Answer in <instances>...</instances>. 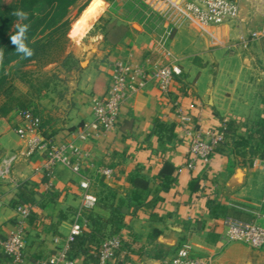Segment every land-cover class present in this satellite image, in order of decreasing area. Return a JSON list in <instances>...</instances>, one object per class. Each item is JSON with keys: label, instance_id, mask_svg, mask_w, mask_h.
Instances as JSON below:
<instances>
[{"label": "crops", "instance_id": "0c3cea01", "mask_svg": "<svg viewBox=\"0 0 264 264\" xmlns=\"http://www.w3.org/2000/svg\"><path fill=\"white\" fill-rule=\"evenodd\" d=\"M149 1L151 7L147 5L156 16L154 24L140 21L137 29L124 22L128 29L116 44H106L104 35L83 36L85 41L73 51L79 65L65 72L68 86L60 92L58 104L66 97L68 107L61 111L62 118L54 115L50 121L48 117L47 133L53 131L52 137L58 142L69 140L72 130L93 118L92 100L98 96L92 92L93 83L101 77L107 85L106 67L116 60L146 68L175 61L182 69L185 89L177 82L166 97L150 82L126 98L115 131L76 141L86 156L79 174L58 165L46 180L38 167L39 159L15 162L9 178L0 180V264H15L1 247L16 219L7 192H17L16 185L29 180L36 184L37 200L42 194L50 195L51 199L35 207V212L44 223H50L53 233L27 225L28 252L19 263L44 264L59 246L53 236L59 238L60 245L65 244L76 214L82 211L80 181L89 178L94 194L92 183L101 167L113 170L111 177L102 176L104 182L122 192L129 189L128 177L136 169L151 179L149 195L141 207L135 212L130 208L119 224V238H133L134 246L143 251L124 264L162 263L183 240L191 242L196 256H211L212 264H264V246L227 241L221 224L222 218L230 216L264 226V160L242 157L225 145L222 151L212 153L208 164H202L191 159V135L187 133L191 122L209 138L226 121H233L235 135L243 136L248 126L264 118V0H234L240 7L239 17L218 26H200L186 16L182 12L185 0ZM102 12V7L91 4L86 12L88 21ZM253 32L263 35L252 38ZM158 118L174 124L172 141H159L154 132ZM16 123L17 117L10 122L0 119V153L22 147L14 129ZM10 128L15 136L9 133ZM166 160L176 171L170 188L160 191L156 177ZM78 222L86 228L81 213ZM158 254L161 258L156 257Z\"/></svg>", "mask_w": 264, "mask_h": 264}, {"label": "built area", "instance_id": "2783aa9c", "mask_svg": "<svg viewBox=\"0 0 264 264\" xmlns=\"http://www.w3.org/2000/svg\"><path fill=\"white\" fill-rule=\"evenodd\" d=\"M200 26L221 25L236 20L240 15V7L234 0H185L183 11ZM263 35L262 32L251 33L252 38ZM105 71V70H104ZM107 91L103 96H94L92 100L93 118L84 121L68 135L69 140L56 141L54 137L45 138L40 128L41 118L33 110L28 109L17 115L14 127L16 134L23 141L24 147L10 152L0 153V180L6 179L11 173L13 164L20 158L35 162L39 159V169L43 176L51 178L58 165L68 167L73 173L79 174L84 166L86 156L76 141L85 142L95 139L102 134L110 133L118 128V115L123 101L145 88L148 83H154L163 94L168 97L172 87L182 75L181 67L175 62L158 64L153 68H146L140 64H132L121 60L111 62L106 67ZM177 102H175L176 104ZM184 120L190 122L189 117ZM191 135L190 154L192 160H199L202 164L210 162L214 146L225 140L222 131L204 138L191 125L187 127ZM98 172L105 177H111L113 170L101 167ZM19 184L16 186L18 187ZM80 187L84 193L81 201V210L91 209L96 203L95 195L90 191V179L83 178ZM34 206L23 203L15 208L16 219L7 236L1 241L3 252L12 263L23 262L27 250V225ZM76 214L72 223L70 236L79 234L81 225ZM224 235L227 241L246 242L254 248L264 246V226L252 221L225 216L221 220ZM55 244L59 246L44 264H83L67 256V242L59 243V238L53 236ZM120 248V238L114 235L102 243L97 264H114L115 253ZM190 241H181L164 258L162 264H212L211 256H196Z\"/></svg>", "mask_w": 264, "mask_h": 264}, {"label": "trees", "instance_id": "16d2710c", "mask_svg": "<svg viewBox=\"0 0 264 264\" xmlns=\"http://www.w3.org/2000/svg\"><path fill=\"white\" fill-rule=\"evenodd\" d=\"M79 0H14L4 4L0 0V50L5 53L4 60L0 63V119L10 122L17 115L25 110L31 109L39 116L35 110V99L39 97L40 92L48 87V83H36L30 76L28 71L22 70V66L30 61L43 62L52 59L53 49H60L62 44L67 41V32L69 30L70 19L67 17L68 9ZM46 5L49 10L37 18L35 8L39 4ZM88 3L85 2L78 9V14L85 8ZM16 9L24 10L28 13V19L22 21L30 25L27 32V43L34 51L31 58H22L20 54L15 52L14 46L10 42V35L16 30L11 31L14 23L18 20L12 15ZM41 26V28H40ZM38 29L39 32H38ZM128 26L125 24H111L104 27V41L106 44H116L121 40L127 31ZM46 34L37 37L43 32ZM16 61L12 72H6L5 66ZM61 66L65 71L78 67L77 61L71 53H68L61 61ZM178 78L180 87L185 89V83ZM14 79H19L27 85L28 90L23 92L19 90L13 83ZM107 91V85L103 78L97 77L92 86V92L99 96H103ZM60 94V92H59ZM40 128L45 138L53 136V131L47 133V123L49 119H43L41 116ZM173 123L165 122L160 118L154 122V132L157 133L159 141H172L173 139ZM236 125L233 121H226L224 127L220 130L224 133L225 140L214 146L213 152L222 151L223 146H231L236 153L242 157L249 155L250 157H258L264 160V118L259 122L251 124L247 127L243 136L235 135ZM176 167L169 161H164L157 175L159 181V190L167 191L174 180ZM103 175H99L100 190L95 192L96 203L94 207L82 214V219L86 224L83 228L81 223V231L79 234L73 235L67 240V256L71 259H82L83 264H97L102 243L108 238L117 235L119 224L125 218V214L133 207L135 212L149 195L150 178L141 173L140 169H136L132 175L128 177L129 189L122 192L118 187H113L104 182ZM47 180L48 178L44 176ZM36 184L33 181H24L18 185L17 192L9 191L6 197L11 206L15 209L18 205L28 203L34 206L29 219L28 225H32L35 229H40L46 233H53L50 223H44L43 219L35 212V207L43 206L44 203L51 199L49 194H38ZM158 199L161 197L159 195ZM48 198V199H47ZM211 207V206H210ZM212 213L213 210H212ZM79 222H82L79 221ZM14 223V221H13ZM53 235V234H51ZM30 230L27 231V248L29 246ZM126 241L120 239V248L115 253L114 264H124L128 255L140 257L143 254L142 249L134 246L135 240L130 238ZM123 251H127L125 255ZM4 253V252H3ZM7 259L8 256L4 253ZM162 255H156L161 258Z\"/></svg>", "mask_w": 264, "mask_h": 264}, {"label": "rangeland", "instance_id": "374dc122", "mask_svg": "<svg viewBox=\"0 0 264 264\" xmlns=\"http://www.w3.org/2000/svg\"><path fill=\"white\" fill-rule=\"evenodd\" d=\"M14 0H2V3L7 4ZM85 2L88 4L85 8L78 14V9ZM151 1L144 0H79L74 5H72L67 12V17L70 19L69 30L67 32V41H65L60 49H53L54 53L52 54V59L43 62L30 61L24 66H22V70L28 71L30 76L34 79L36 83H48V87L43 89L39 97L36 98L35 101V110L40 114L43 119H48L50 116V121L53 120V116H57V119L62 118L63 111H65L68 107L67 102L68 99L65 97V101L62 104H58L60 100L59 92H64L67 90V74L64 68L61 66V61L64 57L71 53L73 55V51L77 48L78 45L82 44V41H85L86 36L93 37H101L104 35V27L111 24H123L124 22H128L133 27L139 29L138 23L140 21L145 22L147 25L154 24L156 16L150 10L147 4L151 7ZM91 4H96V7H102L103 12L93 21L88 22L87 14L88 8H90ZM90 5V6H89ZM89 6V7H88ZM88 7V8H87ZM49 8L44 4H39L35 8V15L37 18H40ZM87 21V22H86ZM22 23V21H16V23ZM12 27L11 31L16 30L15 27ZM41 28V26H40ZM40 29H38L39 32ZM47 31L38 34V38L42 37L46 34ZM84 39H83V38ZM74 57V56H73ZM83 62H86L84 58H81ZM16 61H13L11 64L5 66L6 72H12L14 69ZM87 64V62H86ZM77 65H79V61L77 60ZM86 66V65H82ZM13 83L15 86L25 92L28 90L26 84L21 82L19 79H14ZM65 89V90H64ZM251 99V98H250ZM65 106V107H64ZM62 111V112H61ZM61 115H59V114ZM9 133L15 136L13 129H9ZM18 136V135H17ZM22 141V140H21ZM22 147H24V143L22 141ZM11 151V150H10ZM7 150L6 152H10ZM22 159V158H20ZM18 159V160H20ZM17 160V161H18ZM24 160V159H23ZM16 161V162H17ZM28 162V161H27ZM98 175L100 173L98 172ZM98 177V176H97ZM95 179V182L92 183L95 192H98L100 188L99 178ZM9 178V177H8ZM6 178V179H8ZM4 180V179H2ZM88 211V209H83L81 211V215L84 212ZM126 241L131 239H124ZM27 250L25 252V256L27 254ZM128 253L127 251H123L122 254ZM25 258V257H24ZM132 257L130 255L127 256L126 262H130Z\"/></svg>", "mask_w": 264, "mask_h": 264}, {"label": "clouds", "instance_id": "9594fccd", "mask_svg": "<svg viewBox=\"0 0 264 264\" xmlns=\"http://www.w3.org/2000/svg\"><path fill=\"white\" fill-rule=\"evenodd\" d=\"M12 15L18 18V21H26L28 19V13L21 9H16L12 12ZM16 31L10 35V42L14 46L15 52L20 54L22 58H31L34 55V51L27 43V32L30 25L28 23H16L14 25ZM5 53L0 50V63L4 60Z\"/></svg>", "mask_w": 264, "mask_h": 264}, {"label": "bare ground", "instance_id": "6f19581e", "mask_svg": "<svg viewBox=\"0 0 264 264\" xmlns=\"http://www.w3.org/2000/svg\"><path fill=\"white\" fill-rule=\"evenodd\" d=\"M90 13H91V11H90ZM92 15H93V14H92ZM92 15H91V16H92ZM92 18H93V17H92ZM89 20H91V19H89ZM86 22H87V21H86ZM88 22H89V21H88Z\"/></svg>", "mask_w": 264, "mask_h": 264}, {"label": "water", "instance_id": "95a60500", "mask_svg": "<svg viewBox=\"0 0 264 264\" xmlns=\"http://www.w3.org/2000/svg\"><path fill=\"white\" fill-rule=\"evenodd\" d=\"M158 264H162V263L159 261Z\"/></svg>", "mask_w": 264, "mask_h": 264}]
</instances>
